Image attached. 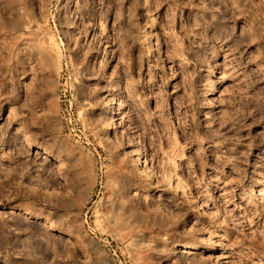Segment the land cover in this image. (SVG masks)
Listing matches in <instances>:
<instances>
[{
    "label": "rangeland",
    "instance_id": "374dc122",
    "mask_svg": "<svg viewBox=\"0 0 264 264\" xmlns=\"http://www.w3.org/2000/svg\"><path fill=\"white\" fill-rule=\"evenodd\" d=\"M0 264H264V0H0Z\"/></svg>",
    "mask_w": 264,
    "mask_h": 264
},
{
    "label": "bare ground",
    "instance_id": "6f19581e",
    "mask_svg": "<svg viewBox=\"0 0 264 264\" xmlns=\"http://www.w3.org/2000/svg\"><path fill=\"white\" fill-rule=\"evenodd\" d=\"M211 89H213V88H211ZM211 91H212V90L209 91L210 94H211ZM214 91H215V90H214ZM212 93H213V92H212ZM116 113H117V112H116ZM138 163H139V162H138ZM190 247H191V246H190ZM192 247H193V246H192Z\"/></svg>",
    "mask_w": 264,
    "mask_h": 264
}]
</instances>
